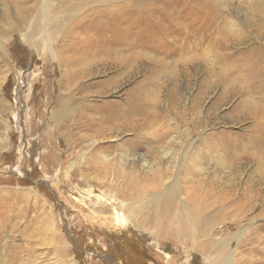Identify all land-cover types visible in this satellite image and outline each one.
Segmentation results:
<instances>
[{"label": "rangeland", "instance_id": "374dc122", "mask_svg": "<svg viewBox=\"0 0 264 264\" xmlns=\"http://www.w3.org/2000/svg\"><path fill=\"white\" fill-rule=\"evenodd\" d=\"M51 5L41 19L4 15L13 24L0 51V264H264V148L241 97L220 101L226 91L219 77L241 76L237 59L264 68V0ZM33 21L52 51L26 38L28 26H21ZM79 38L106 41L107 55L101 48L90 60L98 47L87 44L88 57L74 62ZM114 41L124 51L111 48ZM142 48L164 66L148 59L149 72L142 66L128 75L112 63ZM101 57L110 62L98 66ZM179 59L189 66L178 69ZM153 70L162 79L181 73L172 87L186 121L167 113L174 137L167 147L152 152L135 130L102 139L88 128L100 106H125ZM195 96L200 121L193 122ZM164 166L169 171L159 170Z\"/></svg>", "mask_w": 264, "mask_h": 264}, {"label": "bare ground", "instance_id": "6f19581e", "mask_svg": "<svg viewBox=\"0 0 264 264\" xmlns=\"http://www.w3.org/2000/svg\"><path fill=\"white\" fill-rule=\"evenodd\" d=\"M34 1L35 2L32 4H23L22 0H0V51L3 49V45H4V43H3L4 30L6 28L11 27V25L13 24V21L11 19L4 18V15L10 13V10H11V12L13 11L14 13H18V14L19 13H25L26 14V13L34 12L37 15L38 19H41L44 17L45 12H47L49 10V8L52 7L51 0H34ZM138 11H140V10L138 9ZM153 11H154V9H153ZM51 23H53V21H51ZM39 24H40L39 21L25 22L22 24L21 27H27L28 26V33H27L26 38H28L29 42L46 48L47 49L46 51H52V48L43 42V41H45V39L43 38V40H42L37 35V29L38 30L40 29V28H38ZM6 25H9V26H6ZM46 31H47V29H46ZM85 32L87 33V31H85ZM231 36H232V34H231ZM239 39H240V37H239ZM229 40H227V41H229V43H234L236 41V40L232 41L231 39H229ZM87 44H89L91 47H98L97 50L92 51L90 60L96 58L97 54L102 56L101 55V48L104 52V55L105 56L107 55L106 41L102 42V45H100L98 39H93L92 41L87 42V41H84L83 39L79 38L78 42H76L75 45L73 46V47L78 46L77 50H75L71 54L72 59H76V61H74V62L80 63L88 57L87 50L90 48V46ZM188 44H189V42H188ZM127 45H129V43ZM130 46H136V44L130 45ZM111 48H114V49L119 50V51H124V49H121V43L118 41H114L113 47H111ZM226 48H228V47H226ZM261 49H264V46H261ZM256 50H258V48H256ZM180 52L182 53V51H180ZM225 53H227V52H225ZM76 55H77V57L80 55L81 56L79 58H77V57L75 58L74 56H76ZM154 58H156V57L149 56L148 54L145 53V49L142 48L141 50H134L131 54L127 53V56L123 59L122 58L118 59L117 56H114L113 57L114 60L112 63L114 65H118V66L123 67L124 70L128 73V75H131L133 72H136L138 69H141L142 66L146 67L147 71L149 72L150 68L147 67V64H149V63H145V61H147L148 59L153 60L152 63L154 65L160 64V66H161V64H163L162 66H164L165 62H164L163 58H159V57L156 59H154ZM229 58H232V57H229ZM240 59L242 60V56L240 57ZM244 60H246V58ZM179 61L180 62L178 63V69L184 68L188 65L186 59H179ZM237 61L239 62L237 64V66H241L238 69V73L241 74V76L239 75V77H235L234 79H229L230 77L223 78V76H219L220 79H222L220 82L223 86V89H225V91H226V93H224V95H222V98L220 101L223 102L222 104H226L227 102H229L231 100V98H233L235 96L241 97L242 100L240 101L239 106H243V109H245V110H247V108L250 107V109H249L250 111L248 112L249 114H245L244 119L248 118V117L249 118L253 117V119H251V120H253V132L252 133H254V135H252V136L254 137V140L258 143V145H260V147H261V145H263V148H264V93H263V96H261L262 98H260L261 100H259V98H257L258 100L257 99L255 100L254 98H251L250 100H246V98H245L247 93L254 94L256 92V90L264 91V79H263L264 71H262L264 68L262 67V68L258 69V67H260V62H257V61H255L254 65H252L251 67H249V66L245 67L247 65L246 63H248V62H243V61L240 62L239 59H237ZM108 62H110V59H108L107 57L106 58L101 57L99 62H97V63H98V66L100 64H105V66H106L108 64ZM140 62L142 63L141 65H140ZM227 62H229V61H227ZM96 64L93 65V62L88 64L89 70H88L87 74H89L91 72V70L93 68H95ZM248 67L251 69V72L249 75L245 73V68H248ZM81 69L82 68L77 69L73 73L70 72V74H68L69 75L68 77L71 78L73 76V74H78L81 71ZM206 69H208V68H206ZM156 71L153 70V71H151V75L145 76L143 82L140 83V84H143L140 87V90L139 91L136 90L135 92L130 93L131 95L125 101V106H122L120 108H116L112 105L100 106L98 111L101 114V117L99 119H96V117H91V119H89L88 122H86V123H88V128L95 130V131H98V136L101 137L102 139H105L107 137H111L115 133H120V132H123L126 130H128V131L129 130H135L136 134H137V140H139V139L147 140V143L152 148V152L155 153V150L158 147H160L161 144H163L164 147H167L168 142H172V140H174V137H172V140H170V138H169V136L171 135L170 134L171 123H170V119L168 118L167 113L170 111L171 115H174L173 117L176 119L175 120L176 122H185L187 114L184 115L183 113H181V109L179 107V105L181 103L180 102L181 98H180V100H178V96L177 97L174 96V94H175L173 91L174 88L172 87L175 84H179V80L181 78V73L174 72V74L172 76L168 77L167 79L163 78L164 79L163 80L162 78H160L158 76ZM198 100H199V96H195V98L193 99L192 103H190V106H189L190 117H191L192 121L196 120V118H198L200 115L199 111H198V107H197L198 106ZM171 102H173V105H171ZM168 103H170V104L168 105ZM256 108H258V109L262 108V109L257 110L255 112ZM72 109H73L72 105H70L68 107H64L59 111V115L63 114L64 112H70V111H72ZM239 118L241 121L242 118L241 117H239ZM120 119H123L122 123H118V121ZM187 120H189V119H187ZM198 120H199V118H198ZM202 120H204V119H202ZM155 124H159L161 126V129H160L161 131L158 133L154 132L153 134L149 133L147 131V129H151L150 127L154 126ZM181 125L183 126L184 124H181ZM203 125H204V123H203ZM232 146L234 148L237 147L236 144H234ZM245 157H247V155H245ZM233 158H234V156H233ZM235 158H236V160H233V163L237 164L236 161L238 160V158H237V156ZM241 158H242V156H241ZM101 167H102V165H101ZM159 170L163 171V172L165 170L169 171V169L166 168L165 166L159 167ZM114 176H115V178H118L119 175H114ZM128 177L131 179L130 176H128ZM132 177L134 178V176H132ZM105 180L107 181V179H105ZM105 180H104V182L102 181L103 182L102 184L105 183ZM212 183L215 184L214 181H212ZM215 202H213V205H215L214 204ZM217 202L219 203L220 200H217ZM168 232L172 233L173 230L170 229ZM209 234H211V232H209ZM202 246H206V244L204 243ZM231 263H233L232 260H231ZM221 264H222V262H221Z\"/></svg>", "mask_w": 264, "mask_h": 264}]
</instances>
